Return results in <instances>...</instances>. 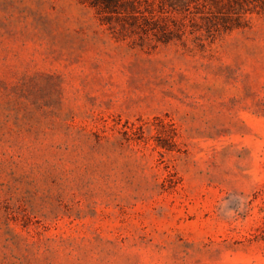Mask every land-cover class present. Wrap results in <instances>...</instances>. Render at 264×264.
<instances>
[{
  "label": "rangeland",
  "instance_id": "rangeland-1",
  "mask_svg": "<svg viewBox=\"0 0 264 264\" xmlns=\"http://www.w3.org/2000/svg\"><path fill=\"white\" fill-rule=\"evenodd\" d=\"M0 264H264V0H0Z\"/></svg>",
  "mask_w": 264,
  "mask_h": 264
}]
</instances>
